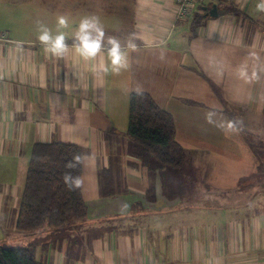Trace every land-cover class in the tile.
Listing matches in <instances>:
<instances>
[{
    "label": "crops",
    "instance_id": "0c3cea01",
    "mask_svg": "<svg viewBox=\"0 0 264 264\" xmlns=\"http://www.w3.org/2000/svg\"><path fill=\"white\" fill-rule=\"evenodd\" d=\"M257 2L199 0L176 21L175 0H0V214L10 215L12 229L34 144L74 143L88 213L74 230L95 239L72 264H264L263 165L255 152L264 142V12ZM214 4L227 11L198 18ZM120 6L130 7L129 28L117 25L127 23ZM59 14L77 22L98 16L105 36L127 51V67L105 72L106 55L80 58L75 29L53 25ZM40 24L65 33L62 57L44 51ZM132 92L149 93L172 114L189 153L180 170L150 167L126 135ZM110 177H124L127 194L102 192ZM16 231L18 246L36 244L41 264H67L68 230Z\"/></svg>",
    "mask_w": 264,
    "mask_h": 264
},
{
    "label": "trees",
    "instance_id": "16d2710c",
    "mask_svg": "<svg viewBox=\"0 0 264 264\" xmlns=\"http://www.w3.org/2000/svg\"><path fill=\"white\" fill-rule=\"evenodd\" d=\"M226 11L219 10V13ZM207 16L204 11L198 18ZM126 135L142 147L157 167L180 169L188 159L189 153L176 139L172 114L162 109L147 92L130 94ZM255 152L262 161L261 167L264 153L258 148ZM81 174L82 151L77 144L35 143L20 197L16 230L34 234L45 227L64 228L71 216L76 220L86 219L88 213L82 195ZM0 264H41L36 257V244L0 245Z\"/></svg>",
    "mask_w": 264,
    "mask_h": 264
},
{
    "label": "clouds",
    "instance_id": "9594fccd",
    "mask_svg": "<svg viewBox=\"0 0 264 264\" xmlns=\"http://www.w3.org/2000/svg\"><path fill=\"white\" fill-rule=\"evenodd\" d=\"M256 9L259 12H264V0H258ZM57 26L63 29L68 26L69 18L66 15H59L56 20ZM37 40L44 46V51L53 57H62L67 50L65 33L57 31L55 34L43 24L38 25ZM72 47L75 53L84 60H92L98 54L106 55L109 63L105 65L101 61L99 67L107 72L109 68L113 73H119L121 69L127 67L128 53L122 48L121 42L113 37L108 36L105 39L104 26L98 16L84 15L80 18L75 32ZM127 48H135V45L129 41ZM102 49H106L101 53ZM243 74V73H241ZM229 129L233 128V124H227ZM67 180V177L65 178ZM78 184L79 181L77 180Z\"/></svg>",
    "mask_w": 264,
    "mask_h": 264
},
{
    "label": "rangeland",
    "instance_id": "374dc122",
    "mask_svg": "<svg viewBox=\"0 0 264 264\" xmlns=\"http://www.w3.org/2000/svg\"><path fill=\"white\" fill-rule=\"evenodd\" d=\"M49 8H50V10H54V9H58V10L64 9V10H66V9H68V10H72V11H74V10L78 11V9L80 7H74V6H72V7H64V6H60V5L51 4V5H49ZM111 8L114 10L117 7H111ZM119 9H120V11H122L120 13H126V14H128V16H127V23H125L124 25L117 23L118 27L120 28L121 26H125V27L129 28L130 27V7H122V6H120ZM92 13H94V8H92ZM59 15H61V14H59ZM66 16L68 17L69 14L66 15ZM75 16H78V14L75 13V14H73L70 17L71 18H74ZM77 24H78L77 21L70 20L68 26L65 27V28H68L67 29L68 32H70L72 34V32L74 31V29H76V25ZM53 25L56 27L57 26V23L54 22ZM66 35H68V33H66ZM106 38L107 37L105 36V39ZM257 144H258L257 147L258 148L259 147L261 148L260 152H263L264 153V142L263 143L260 142V145H259V143H257ZM142 159L144 160V162L146 164H149L150 167H152V168L157 166L156 165L157 163L152 158H148L147 159V157L145 155H142ZM151 160L154 161L155 163L151 162ZM262 160L264 161V155L262 157ZM180 169H173V170H180ZM168 170H172V169H168ZM260 173L262 175H261V179H258L257 180V186L259 188H264V163H263V166L260 169ZM194 174H195V172H193V175ZM104 183H105V181H104ZM113 184L116 185V188L115 189H112V190H109V189L112 188V185ZM127 188H128V186L125 184L124 177H110L106 181V189L105 190L102 189V192H105V191L106 192H109V193H107L108 196H110L111 198L118 199L122 195L127 194V192H128V189ZM214 200H216L219 203L217 193H215ZM12 201H14V199H12ZM123 201L125 203H128L129 200H127V199L124 198ZM7 202H9V201H7ZM2 204H4V201H3ZM84 221H85V219L84 220H76L73 216H71L70 219L68 220L67 224L65 225V227L64 228H61L62 230H64V229L68 230V232L70 233V235L67 236L68 240L70 241V244H69V246L67 248L68 249V253H67V259H68L67 260V264H72V262H74L76 259H79V256L82 254L81 253V249H87V250H89V248L93 244L92 243L93 240L95 239L94 232L88 230L87 231L88 232V241L85 242V240L83 239L84 233H79V230L78 229H75L74 230V227L77 228V226L75 225L76 223H82ZM113 222L114 223H118L117 220H114ZM15 231L16 230H13L12 229V218L10 217V215H2V214H0V232L3 234V238L0 239V245L1 246H16L17 244H19V243L16 242V239L13 237V234H14ZM18 233H22V232H18ZM25 235H29V234H25ZM26 245H28V243H23V244L21 243V246H26ZM47 263L48 262H46V264Z\"/></svg>",
    "mask_w": 264,
    "mask_h": 264
},
{
    "label": "built area",
    "instance_id": "2783aa9c",
    "mask_svg": "<svg viewBox=\"0 0 264 264\" xmlns=\"http://www.w3.org/2000/svg\"><path fill=\"white\" fill-rule=\"evenodd\" d=\"M199 0H175L176 13L175 20L188 17L194 10ZM6 40L5 34L0 32V41Z\"/></svg>",
    "mask_w": 264,
    "mask_h": 264
},
{
    "label": "water",
    "instance_id": "95a60500",
    "mask_svg": "<svg viewBox=\"0 0 264 264\" xmlns=\"http://www.w3.org/2000/svg\"><path fill=\"white\" fill-rule=\"evenodd\" d=\"M205 10H206V8H205ZM207 14L212 16V17L218 16L219 12L217 9V5L216 4L212 5V7L208 9Z\"/></svg>",
    "mask_w": 264,
    "mask_h": 264
}]
</instances>
